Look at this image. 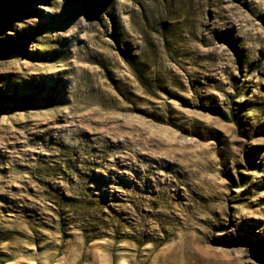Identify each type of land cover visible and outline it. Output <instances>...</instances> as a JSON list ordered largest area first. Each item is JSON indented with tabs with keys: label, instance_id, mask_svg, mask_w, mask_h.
Instances as JSON below:
<instances>
[{
	"label": "rangeland",
	"instance_id": "obj_1",
	"mask_svg": "<svg viewBox=\"0 0 264 264\" xmlns=\"http://www.w3.org/2000/svg\"><path fill=\"white\" fill-rule=\"evenodd\" d=\"M0 264H264V0H0Z\"/></svg>",
	"mask_w": 264,
	"mask_h": 264
},
{
	"label": "bare ground",
	"instance_id": "obj_2",
	"mask_svg": "<svg viewBox=\"0 0 264 264\" xmlns=\"http://www.w3.org/2000/svg\"><path fill=\"white\" fill-rule=\"evenodd\" d=\"M156 139V138H155Z\"/></svg>",
	"mask_w": 264,
	"mask_h": 264
}]
</instances>
